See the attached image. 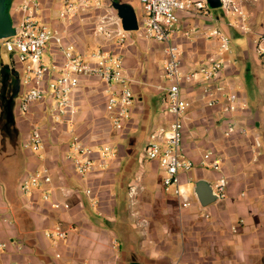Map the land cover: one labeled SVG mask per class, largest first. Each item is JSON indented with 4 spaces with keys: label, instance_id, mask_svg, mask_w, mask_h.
Segmentation results:
<instances>
[{
    "label": "crops",
    "instance_id": "1",
    "mask_svg": "<svg viewBox=\"0 0 264 264\" xmlns=\"http://www.w3.org/2000/svg\"><path fill=\"white\" fill-rule=\"evenodd\" d=\"M233 1L247 17L249 33L230 26L237 16L213 10L221 5L208 4L206 18L179 14V34L174 42L182 52L185 73L218 55V40L209 38L213 30H222L231 42L237 31L246 36L247 45L235 59L228 56L217 85L224 83L239 93L244 110L238 122L249 130L248 136H226L219 109L206 106L202 86L185 87L190 108L184 150L196 166L181 176L191 203L182 208L170 192L174 190L163 186L158 163L144 157L149 134L172 117L163 112V98L170 85L164 74L166 45L145 37V12L134 14L141 0H102L104 8L83 12L71 24L59 20L64 0H41L38 17L47 26L65 32L78 50L89 53L103 47L121 54L135 101L127 129L117 133L107 112L106 85L96 77L84 78L73 123L54 127L42 106L22 116L18 104L15 110L7 105L8 94L2 90L0 77V244L6 245L5 250L0 249V264H264V55L259 50H264V0ZM23 2L10 0L13 25L23 17ZM118 8L127 10L137 26L129 34L126 31L122 48L116 38L97 32L100 16L115 17L123 24ZM3 50L0 46V54ZM18 73L12 72L11 81L19 79L21 98ZM34 123L43 132L40 154L24 148ZM75 137L95 151L111 145L117 156L106 168H98L102 160L96 154L94 173L83 179L73 162ZM208 151L224 156L221 172L198 164ZM44 166L51 170L52 185L32 196L23 195L19 188L22 180ZM220 177L229 181L227 197L201 206L196 191L211 190ZM85 189L93 191V198L83 193ZM43 192H51L49 201L44 200ZM52 201L69 204L70 209L53 210ZM59 224L69 234L66 241L56 243L46 233Z\"/></svg>",
    "mask_w": 264,
    "mask_h": 264
},
{
    "label": "built area",
    "instance_id": "2",
    "mask_svg": "<svg viewBox=\"0 0 264 264\" xmlns=\"http://www.w3.org/2000/svg\"><path fill=\"white\" fill-rule=\"evenodd\" d=\"M145 16L143 32L153 42L165 44L166 62L164 74L170 83L163 98V112L172 117L165 125L155 128L148 137L144 148V157L150 162H157L166 190L173 189L182 208L191 206L187 192L183 189L181 176L191 172L196 163L187 157L184 150L185 120L190 103L184 96L186 86H202V96L206 106L218 108L226 119L225 134L248 136L249 130L238 122L244 105L238 94L230 91L228 86L217 85L226 69L228 56L232 54L231 39L222 30H213L209 38L219 42V53L212 59L202 61L199 68L189 73L183 71L180 47L174 42L179 34V14L184 12L197 17H208L209 6L206 0H141ZM41 0H24L21 6L23 15L15 25L14 35L2 40L0 46L7 53L14 54L21 70H19L22 86L18 112L28 115L35 106H42L48 113L54 127L72 124L79 113L77 93L84 78L96 77L106 85L107 112L113 130L123 133L132 118V107L135 101L130 87L131 80L127 76L121 54L106 51L103 47L93 52L84 53L78 50L75 43L68 40L65 32L51 28L38 17ZM104 8L102 0H64L59 13V20L71 24L81 13L88 10L100 11ZM221 8L228 14L237 16L230 26L249 33L247 17L233 0H221ZM97 32L107 38H116L117 46L124 47L127 36L120 19L112 16H100ZM186 35H189L186 32ZM264 42V37H262ZM2 44V45H1ZM264 55V50L260 49ZM258 148L260 144L256 142ZM24 148L40 154L44 150V138L39 124H32ZM73 162L76 172L87 179L94 173L97 165L95 155L102 163L98 168H106L107 162L117 156V149L105 145L99 151L83 144L78 137L71 144ZM225 159L221 153L206 152L200 159L202 168L221 172ZM53 183L49 167L28 174L20 184V192L32 196L37 190H44ZM229 181L220 177L211 188L217 201L227 197ZM93 198V191H83ZM51 192H43L45 201H49ZM93 205L96 203L91 200ZM53 210H69V204L51 202ZM206 218L208 216H205ZM68 231L59 224L48 231L46 236L53 242L66 241ZM5 250L6 245L0 244ZM57 258H60L57 255Z\"/></svg>",
    "mask_w": 264,
    "mask_h": 264
},
{
    "label": "rangeland",
    "instance_id": "3",
    "mask_svg": "<svg viewBox=\"0 0 264 264\" xmlns=\"http://www.w3.org/2000/svg\"><path fill=\"white\" fill-rule=\"evenodd\" d=\"M6 4H7V10L8 12L11 9V4H10V0H6ZM214 11L221 10V14H222V8H217V9H213ZM138 11H143V5H137V8L135 9L134 14L137 15ZM139 22V18L137 17V23ZM139 25V24H138ZM130 32H128L127 34H129ZM240 33V32H239ZM238 33V31L236 32L237 38L236 40H234L233 42H231V58L235 59L236 56H238L239 52L241 49H244V47L247 45V39L243 38L246 36H240V34ZM232 41V39H231ZM3 43V42H0ZM2 45V44H1ZM0 65L2 68V71L0 73V77H1V85L3 84V88L2 90H7L6 95L8 94L7 97V105L10 104L11 106L14 107L15 110V105L18 104V101L20 100L18 92L19 91V79H12L11 81V74L14 71H19L21 70L18 62H16V58L14 56V54L11 53H7L5 50H3L0 54ZM222 86H225L224 83H221ZM234 93L238 94L239 93L237 91H235ZM10 107V106H9ZM220 115V114H219ZM220 126L223 127V124L226 122V119L220 115ZM173 190V189H172ZM172 194H175L174 191H170ZM175 196V195H174Z\"/></svg>",
    "mask_w": 264,
    "mask_h": 264
},
{
    "label": "water",
    "instance_id": "4",
    "mask_svg": "<svg viewBox=\"0 0 264 264\" xmlns=\"http://www.w3.org/2000/svg\"><path fill=\"white\" fill-rule=\"evenodd\" d=\"M207 3L213 7L221 5L219 0H207ZM119 9V17L123 20V28L125 31L131 32L136 30V22L133 16L125 9ZM14 35L13 22L10 13L7 10L6 0H0V41L8 39ZM201 206H208L216 201L212 191L209 188L198 189L196 191Z\"/></svg>",
    "mask_w": 264,
    "mask_h": 264
},
{
    "label": "trees",
    "instance_id": "5",
    "mask_svg": "<svg viewBox=\"0 0 264 264\" xmlns=\"http://www.w3.org/2000/svg\"><path fill=\"white\" fill-rule=\"evenodd\" d=\"M17 75L19 76V73ZM19 78H20V76H19Z\"/></svg>",
    "mask_w": 264,
    "mask_h": 264
}]
</instances>
